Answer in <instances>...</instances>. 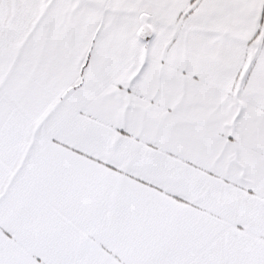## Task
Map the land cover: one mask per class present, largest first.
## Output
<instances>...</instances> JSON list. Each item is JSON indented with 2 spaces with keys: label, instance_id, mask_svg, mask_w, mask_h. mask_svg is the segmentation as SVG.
I'll return each mask as SVG.
<instances>
[{
  "label": "snow or ice",
  "instance_id": "1",
  "mask_svg": "<svg viewBox=\"0 0 264 264\" xmlns=\"http://www.w3.org/2000/svg\"><path fill=\"white\" fill-rule=\"evenodd\" d=\"M0 264H264V0H0Z\"/></svg>",
  "mask_w": 264,
  "mask_h": 264
}]
</instances>
